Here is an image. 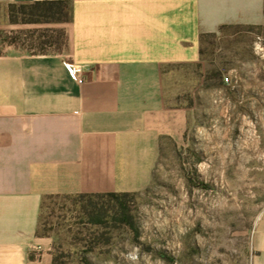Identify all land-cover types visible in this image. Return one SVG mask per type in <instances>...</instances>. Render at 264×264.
Instances as JSON below:
<instances>
[{"label": "crops", "instance_id": "1", "mask_svg": "<svg viewBox=\"0 0 264 264\" xmlns=\"http://www.w3.org/2000/svg\"><path fill=\"white\" fill-rule=\"evenodd\" d=\"M68 1L69 23L9 24L18 39H0V264H52L36 234L46 196L140 194L185 120L165 72L198 61L202 34L264 24V0ZM253 244L264 257V228Z\"/></svg>", "mask_w": 264, "mask_h": 264}, {"label": "rangeland", "instance_id": "2", "mask_svg": "<svg viewBox=\"0 0 264 264\" xmlns=\"http://www.w3.org/2000/svg\"><path fill=\"white\" fill-rule=\"evenodd\" d=\"M250 26L262 28L243 25L207 38L198 61L165 72L166 105L185 120L176 139H163L149 185L129 203L134 228L87 223L72 200L53 198L42 219L51 258L58 255L62 264H264L253 244L255 231L264 228V24ZM10 28L0 10V33ZM215 72L229 82L210 80Z\"/></svg>", "mask_w": 264, "mask_h": 264}, {"label": "trees", "instance_id": "3", "mask_svg": "<svg viewBox=\"0 0 264 264\" xmlns=\"http://www.w3.org/2000/svg\"><path fill=\"white\" fill-rule=\"evenodd\" d=\"M72 3L68 0L59 1H38L27 4H9L6 7L5 13L9 24H43V23H69L71 21ZM243 25H222L218 32L202 34L200 36V57L205 53L203 46L207 38H220L224 35L227 29L241 28ZM250 29L258 28L261 26H250ZM45 37V36H44ZM2 41L13 42L17 40V36L9 34L3 35L0 33ZM50 39H45L42 44L49 43ZM51 42V41H50ZM224 80L220 72H215L210 80ZM137 193H106V194H78L74 196H46L42 200L40 223L37 235L40 237H47L45 229H42L43 212L46 207L47 201L56 197H63L72 200L78 206L79 212L84 216L87 223L100 225L108 228L109 223H125L131 228L133 227L132 218L129 216V203ZM101 237H104L101 235ZM97 240V239H96ZM98 241V240H97ZM96 242H93L94 245ZM89 247L88 252H93V246ZM52 264H62L60 257L54 255Z\"/></svg>", "mask_w": 264, "mask_h": 264}, {"label": "built area", "instance_id": "4", "mask_svg": "<svg viewBox=\"0 0 264 264\" xmlns=\"http://www.w3.org/2000/svg\"><path fill=\"white\" fill-rule=\"evenodd\" d=\"M65 68L69 71L70 75L77 80V82L79 84H83L84 83V77H83V73H82V69L74 64H70V63H64ZM224 81L226 83L229 82V78L228 77H224Z\"/></svg>", "mask_w": 264, "mask_h": 264}]
</instances>
